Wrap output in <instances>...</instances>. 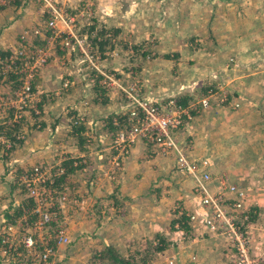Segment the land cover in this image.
Instances as JSON below:
<instances>
[{"label":"crops","instance_id":"0c3cea01","mask_svg":"<svg viewBox=\"0 0 264 264\" xmlns=\"http://www.w3.org/2000/svg\"><path fill=\"white\" fill-rule=\"evenodd\" d=\"M127 1H136L135 4H138L137 12L130 11L133 15L128 18V22L123 23L122 21L121 24V21L119 23L117 21L116 23L120 27L114 28L113 32H118L120 37L129 40V42L143 46H147L144 41L153 38L162 43L168 32L171 35H176L175 39H185L186 43L182 44V49L172 48L177 52L173 55L175 59L171 60L170 63L180 71L187 68L188 61L186 60L187 53L182 50L187 43L191 46L193 42L198 41L200 44L193 45L195 48L193 53L201 61L210 59L214 64L222 66L230 59L228 56L231 55L237 65L241 66V64L247 63L245 64L247 67H243L249 69L252 75L250 78L251 87L244 94L232 92L234 94L231 98L229 97L227 103H222L221 97L235 90L236 87L232 89L234 85H228L231 91L225 90L223 87L216 90L215 85L206 79L209 80L208 87L214 88L215 93L209 94L208 89H203L204 87H200L198 92L199 83H194L195 87L189 89L188 92H182L184 96H180V99L185 97L187 102L196 99V97L208 95L209 105L204 113L201 111V114L194 117L190 123L185 120V124L179 131V136L189 134L194 142L192 152L195 156L204 151L209 152L208 142L203 138L210 139L212 137L213 133L210 129H212V124L216 122V116L221 113L224 107L228 109L231 102L239 101L241 103L238 102L241 106L234 111L233 125L237 129L232 138L236 140L234 145L237 153L243 156L241 160L244 162L240 163L239 166L242 167L237 169L236 175L232 173L233 171H229L226 165L217 162L216 165L211 163L209 170L215 177L221 174L219 172L225 171L226 173L221 176H225L224 178L228 182L231 180L232 183L233 181L238 187H243V184L246 183L250 184L246 205L254 211L253 217L257 226L251 230L253 248L255 252L264 254V107H261L260 96V94L264 95V0H237L227 3L228 11L232 13L230 16L233 15L234 21L239 17L248 20L247 31H242L240 36L235 37V39H231L234 34L227 30L229 23H214L213 11L221 0H150L148 2L156 1L157 3L159 1V4L164 6V10H159L158 18L151 22L149 31L141 24H139L140 29L136 30L133 23L143 21L144 16L139 6L146 7L143 10H150V4L146 5L144 3L146 0ZM250 2H252L253 13L249 16L246 11L250 8ZM239 10L241 11L239 12ZM123 13L127 17V11ZM106 16H109V13ZM121 16L118 20L121 19ZM191 16L195 19L191 20ZM230 21L231 19H229ZM2 28L0 27V31H2L0 46L4 45L1 41L5 40L6 31L9 30L8 28L2 30ZM233 29L235 30V27ZM87 32H89V28L84 30V33ZM157 47L161 51L165 48L161 45ZM226 48L228 49L226 50ZM52 56L54 59H51L47 66L40 71L34 83V97L32 96V99H38L35 102L36 107H25L27 110L21 111L25 118L21 124L26 133L24 140L14 150L10 151L8 157L0 158V183L4 189H7L5 190L6 196L0 194V213L12 212L16 206H20L22 203L17 201L18 196L12 190L11 185L15 173L12 170L22 169L26 162L33 163L39 159L42 160L39 162L40 164L54 166L59 163L64 167L77 159V166L75 168L73 166L72 171H65L68 173L67 175L77 171L78 177L77 184L72 185L70 190L73 192V197H75V192L78 194L76 201L73 200L75 201L73 207L77 213L68 216L63 211L64 216L62 217L71 242L68 244L60 243L57 246V253L53 262L49 264H117L120 261L115 262L114 257L119 260V258L133 253L134 250L143 252L144 250L147 251V248L153 249V245L158 246L157 249H153V255H156L159 261L173 257L175 264H226L228 245L217 239L195 237V233L199 232L201 228L200 223L188 222L189 230H185L183 227L177 229L176 224H173L180 217L186 218V214L190 210L200 209L197 197L191 191L189 180L182 181L183 177L179 173L171 175L172 178L174 177V181L170 185L169 191L173 192L171 196L173 194L178 196L173 204L168 199L169 197L163 196L156 201V196L152 197L151 193L149 195V187L147 188L149 180L154 176L161 175L167 169L161 165V162L157 160L158 158L154 159L151 162L153 164L149 166L144 162L133 164V162H137L138 157L140 160L146 156L141 143L131 148V153L125 158L123 164L125 167H122L119 172L114 171L113 174H107L105 169L108 164L102 169L103 166L99 162L95 166L89 161L92 156L89 152V144L94 141L98 146L101 144L97 134L94 136V140L87 137L88 129H92L95 124L99 123V121L94 122L91 117L100 120L102 129L103 119L100 118L107 116L117 107L113 109V107H95L94 105L91 107L84 106V98L81 102L77 101V97L80 99L81 96H84L83 90H77V85L72 89V93L63 92V72L56 66L57 58L55 57H58V54L52 52ZM73 78L77 82V75H74ZM238 80L235 82L236 86L243 84V82L249 84L247 79ZM75 82L72 81V84ZM201 86H203L202 83ZM0 90H3L0 92L8 93V84L5 82L0 84ZM169 90L173 92L176 87L172 88L171 86ZM161 91L162 89L159 87L158 92ZM75 93H77L75 95L77 97L73 98ZM144 93L148 94L147 90ZM151 93L156 94L154 91ZM193 108L189 107L188 110H193ZM76 110L77 113H75ZM78 113L83 114L85 120L79 122L77 126L75 116ZM28 114L31 115L28 116ZM69 114L75 120L69 118ZM5 116H7L6 111L0 107V124H4ZM26 120H28L27 123ZM9 121L7 123H10ZM75 128H81L82 131H76ZM101 129L98 130L102 131ZM47 131L50 133L48 134ZM60 134L63 137H60ZM3 142H6L5 135L0 133V146ZM6 144L8 143L6 142ZM65 147L69 149L66 150ZM24 149L27 152L25 157L18 159L16 154L19 155V152ZM222 155L224 159H227V153L222 152ZM162 161L164 163L166 160L162 159ZM4 162L8 163H6L5 168L2 166ZM160 166L165 171L161 172ZM93 170L95 171L93 172ZM166 172H170V170L168 169ZM2 174H4L3 180ZM114 177L116 181L111 182L110 179ZM124 181L132 183L131 186L127 187L128 184H125ZM120 183L122 185H118ZM76 186L77 190H75ZM65 188L70 195V188ZM117 190L120 191L121 197L128 196L131 200L121 198L119 199L120 206L117 205L116 207L113 197ZM153 190L155 191V189ZM157 198L159 197L157 196ZM77 205L82 210H78ZM163 210H166L165 213H162ZM170 214L171 216H169ZM125 216L127 217L125 218ZM167 225H169L168 229ZM131 250L133 251L131 252ZM98 255L106 260L96 259ZM92 261H96V263H92Z\"/></svg>","mask_w":264,"mask_h":264},{"label":"rangeland","instance_id":"374dc122","mask_svg":"<svg viewBox=\"0 0 264 264\" xmlns=\"http://www.w3.org/2000/svg\"><path fill=\"white\" fill-rule=\"evenodd\" d=\"M13 1L14 0H0V27H3L2 30L4 28L9 29L8 31H6L5 40L1 41L4 43V45L0 46V52L8 51V54L4 58L1 57L0 59H6L9 56H15L17 55L18 52L24 53L25 55H31L32 52H36L41 49L44 57L46 58V61L44 65L41 67V69H39L37 73L38 75L40 71L47 66V64L51 61V59H54V57L52 56V52H55V54L56 53L58 54V57H55L57 58L56 66H58L59 69H62L63 72V77H64L62 80L63 92L70 94L72 93V89L77 85L76 87L77 90H83L84 96L83 97L81 96V98L79 99V97L75 96L77 95V93H75L73 95V98L77 97L78 102H81L84 98L83 101L84 106L91 107L92 105H94L95 107H113V109L117 107L113 112H110L107 116L100 118L103 119L102 129H101L100 120L97 118H93V116L91 117L92 120L94 122L99 121V123L95 124L92 129L90 128L88 129L89 131L87 135L88 139L94 140L95 139L94 136L97 134L98 140L101 141L99 142L101 143L99 146L98 144L95 143V141L92 143L93 145L90 142H88L90 143L89 152L91 153L90 155H92L89 161H91L93 165L95 164V166L98 165L99 162L100 165L103 166L102 169H104L107 162L106 161L100 162L97 159L96 151L94 150L97 149V151H101L104 154H107L108 159L109 156L114 154V150L109 148L113 140L112 137L115 133L114 125L111 123L110 119L117 118L121 113H125L126 112L125 109L127 107L124 102V99H122L121 97L122 93L119 90H116L117 88L111 89L101 83L102 77L98 76L94 72V70L90 66V62L86 60L85 55L81 50L82 48L80 49L78 44L75 42L74 40L75 37H77L78 40L83 39L82 42L83 49L87 50L88 54L92 57L94 62L99 67H101L105 72L112 73L117 79H119L122 82L123 85H126L125 84L126 81L129 83H135V85L140 88L141 96L153 102H160L159 104H162L168 98H173L178 102H180V96H184L182 92L185 91L188 92L189 89L195 87L194 83H199L200 85L199 87H197L198 92L200 90V87L201 88L204 87L208 89L209 94L215 93L214 88L208 87L209 80L215 85L216 90H220V87H223V89L231 91L229 87L230 85L231 86L234 85L232 86V89L236 87L235 90H232L231 92L227 93V95H225L224 97H221L222 103H227L229 101V97L231 98L234 93L237 92L238 94H244L248 91L249 87H251L250 78H252V75L250 74L249 69L244 68L247 67L245 65L247 63L241 64V66H239L234 62L233 59L234 57L231 55L228 56V58H230L229 60H227L228 63L226 61V63H224L222 66L218 64H214L210 59H205V61H201L198 58V56L195 53H193L195 50L193 45H198V43L200 44V41L193 42L191 46L188 43L186 44V47L182 51H185L187 53V59H186L188 60L186 64L187 68L181 69L180 71L179 69L176 68V66L170 63L171 60L175 59L174 58L175 56L173 55L177 52L175 49L172 48L178 47L182 49V44L186 43L185 39L183 38L175 39L176 35L174 34L171 35L168 32V34L164 36V40L162 43H159L158 40L153 38L148 41H144V44H147V46H143L140 44L139 45L135 44L131 41L129 42V40H125L122 37H120L118 32H113L114 28L116 29L120 27L118 24L119 21H121V24L122 21L123 23L129 21L128 18H130V16L133 15L130 12L131 10H133V13L137 12L138 4H135L136 1L129 2L127 0H52L53 4L56 7H58V9L63 10L64 14L77 15L75 26L72 28L71 33H67L66 35H60V36L55 35L47 24L50 14L47 12L46 3L43 0H19L20 4L18 5L13 3ZM148 1L150 0H146L144 3L146 5L150 4L149 5V7H151L150 10H143L146 7H143V5L139 6V9L143 13L144 18L143 21H136L133 23L136 30L140 29L139 24H141L142 27L146 28L149 31L151 27V22H154L158 18L157 14L159 13V10H164V6L162 4H159V1H157V3L156 1H151V2ZM229 1L234 2L237 0H221V2L218 3L217 8L213 11V16L215 18L214 23L216 24L221 22L227 24L229 23L227 26V30L230 31L232 34H234L231 39H235V37L240 36L242 31H247L246 28L248 25L247 23L248 20L239 17L236 21H234L233 15L230 16V14L232 13L228 11L227 8V3ZM249 6L250 8L246 11V13L247 15L250 16L253 13L252 2L249 3ZM124 11H127L126 14L127 17H125L123 13ZM240 11L241 10H239V12ZM107 13H109V16H106ZM120 15H122L121 19L118 20V18H120L119 17ZM193 19L195 18L191 16V20ZM229 19H231L230 22ZM117 21L118 23H116ZM91 25H95L96 27H100V28L102 27V29L104 30L109 29L108 33H106L108 40L103 43L101 49H99L97 46H94L92 43H90L91 41L88 40L93 36L94 31H92V33L90 34L84 33L85 28L86 27L89 28ZM63 27L64 26L61 25L60 29L62 30ZM220 27L222 26L220 25ZM233 27H235V30L233 29ZM48 31L50 32V34L48 33ZM143 33H147V32H143ZM1 34L2 31H0V37ZM84 36L86 38H84ZM66 41L69 42L67 45H65ZM158 45H161L165 48L162 49L161 51V49L157 47ZM5 46L7 47L6 49ZM227 49L228 48H226V50ZM165 54H169V57L168 58L164 57ZM221 54L223 56V53ZM9 71L12 70L9 69L8 71L0 72V84H4V82L7 83L9 89L8 93L0 92V107L4 108V110L6 111V115L8 117L10 116V112L12 110L13 116L9 119L10 123H7L8 121L7 120L3 122L4 124H0L1 127L0 131L2 130L4 132L7 131L8 125L9 128L15 127L16 130L13 131H16L18 137L24 140L26 133L24 129H22L23 127L21 124L24 122L25 118L21 114V111L27 110V108L25 109V107H34V106L36 107L35 102L38 99H31L30 101L24 104L17 102V97L15 93L19 89V85L16 86L15 83H12L10 81V79L7 76ZM74 75H77V82H75V79L73 78ZM238 79L239 80L247 79L249 81V84L248 82L244 83L242 81L243 84L236 86L235 82ZM35 80L34 83L36 82ZM65 81H69V83L71 82V84L72 81L75 83L72 85L69 84L68 86L65 87L64 86ZM34 83H33V87H34ZM201 83L203 84V86H201ZM171 86L172 88L176 87V90H174L173 92L169 90V87L171 88ZM159 87H161L162 89L161 92H158ZM100 89L104 90V92H102ZM145 90H147L148 94L144 93ZM152 91H154L157 95L152 94L151 93ZM32 92H33V88H32ZM32 96L34 97V94H32ZM260 96H261V107H264V95L260 94ZM204 97L208 98V104L206 106H203L200 102V100ZM31 102H33V104H30ZM235 102L237 101L231 102L230 104L231 106L229 105L230 108L228 107V109L224 107L221 113H219V115L216 116V122L215 124H212V129H210V131L213 133L212 137L210 139L203 138L205 141L208 142L209 152L204 151L200 153V155H196V157H205L215 165L217 163L221 165H226L229 171L231 172L233 171L232 173L236 175L238 173L237 169L238 168L241 169L242 167V166L239 167L241 165L240 163H243L244 161L241 160L243 159L242 154L237 153L236 146L234 145L236 143V140L232 138V135L236 133L235 131L237 129L233 125L234 111H236L238 107L241 106L239 105L238 107H234ZM239 104L241 103L239 102ZM208 105H209L208 95L199 96L196 97V99L194 98L189 100L187 102V105L185 106L187 108L189 107H194V108L193 110L191 109L189 111L192 118L187 121L190 123L194 119V117H197L201 114V111L202 113H204L205 109L208 108ZM231 107L235 109H232ZM75 113H77V110L75 111ZM18 114H20L21 116L19 118H15L16 115ZM30 115L31 114H28V116ZM82 115L83 114H79V113L76 114L77 117L83 118L84 121L85 116L83 117ZM7 116H5L4 119ZM69 118L71 119L73 118L71 117V114H69ZM72 120H75V118H73ZM121 121L125 122V119L121 118ZM27 122L28 120H26V123ZM78 123L79 122H77L76 124L77 126ZM73 128H70V130H73ZM98 129H101L102 131ZM180 130L181 128L176 132L178 139L182 141L183 144L187 146L188 149L193 154L192 152L194 148L193 140L191 139V137H189V134L187 136H182V137L179 136ZM183 130L185 129L183 128ZM47 132L48 134L50 133L49 131ZM60 137L63 136H61L60 134ZM139 143H141L140 145L143 146L146 156L143 159L140 158V160L138 157L136 159L137 162L135 161L133 162V164L144 162L145 164H147V166H149L153 164L151 162H153L154 159L158 158L157 160L161 162V165L166 167L167 170L168 169L170 170V172H166L167 170L165 171L163 167L160 166L159 170H161V172L163 171L165 172L161 173V175L159 176H154L151 180H149L147 186V188L149 187V191H148L149 195L151 193L152 197L156 196V201H158L160 198H163V196H165L166 198L169 197L168 199L171 200L173 204V201L176 200L178 196L177 194H173L171 196V193L173 192L169 191V189H171L170 185H172V182L174 181V177L172 178L171 175H173V173L176 174L179 173L180 175H182L184 179V180L182 179V181L188 180L187 177L174 166L172 158L170 157L164 158L162 156H157L153 152V149L148 142L139 141L137 145ZM1 148L2 146H0V149ZM4 148H7V146ZM65 149L67 150L69 148L65 147ZM130 151L128 152L127 155H123L120 159L116 161V166L119 167V168L117 167L118 169L108 165L106 166L105 173L113 174L114 171L119 172V170H121L122 167H125V165L123 164L125 163V158L131 153ZM2 152L6 153V151L2 150L0 151V154ZM222 152L228 154L227 159L226 158L224 159L222 157L223 156ZM26 153L27 152L24 149L22 152H19V155L16 154V156L18 159H21L25 157ZM162 159L166 161L163 163ZM40 161L42 160L41 159H39L38 161L35 160L33 163L26 162L23 169L28 171L31 167L40 164L39 163ZM6 163L7 162H4L2 164L3 168L6 167ZM71 163L65 165V171L68 172V168L70 167L73 170V166L74 168L75 166H77V159L73 160V162ZM53 171H56L55 168L53 169ZM94 171L95 170H93V172ZM67 172L64 173L65 176L62 177V179L53 187L54 190L53 199L49 196H46L45 185L38 186L40 190L43 191L41 197L47 199V201L50 200V202L53 203L56 209L55 211L56 220L54 221L55 223L45 225L43 231H39L33 228V222L35 221L36 217L30 219L28 214H22L20 216H17L14 215V210L12 212H7L6 213L8 215L7 217H5L6 216L5 213L2 214L0 213V236L4 238V234H3L4 230L2 228L4 223H6V225H10L11 227V229L9 230L8 237H5L3 242H0V264H44L43 263L44 261H40L36 255L38 251H40L41 248L43 247L42 243L47 242L50 245H52L51 241L53 240L55 242L57 241L54 237V233L56 227H58L61 223L63 224V219H62V217L64 216L63 211H65L68 216H73L74 213H77L75 207H73V203L76 201V198H78L77 197L78 194L77 192H75L74 194L75 197H73V192L70 191L72 189L71 186L77 184L78 181V177L76 173L77 171L74 174L70 173L69 175H67L68 174ZM219 173L221 174L216 175V177H221L225 179L224 178L225 176H221V175L226 172L224 171ZM59 176H55L56 179H60L58 178ZM135 178H136L135 180H137V177ZM110 181L111 182L116 181L115 177L110 179ZM124 183L128 184L127 187H130L132 184V183H128L127 181H124ZM232 183L234 182L232 181ZM0 184H1L0 194L6 196L5 190L7 189H4L2 183ZM12 185H13L12 190L14 191L15 195L18 196L17 201H23V199H25V197L28 196L26 192L24 191L23 193L20 190L22 189V187L21 185L18 184V182L17 184L12 183ZM118 185H122V183ZM243 185H244L243 188H247L249 190L250 184L246 183ZM65 187L70 188L69 189V191L71 192L70 195ZM153 189H155V191ZM75 190H77V186L75 187ZM61 192H65V193L67 192L66 195H68V198L65 201H60L58 198ZM157 196L159 198H157ZM121 198H124L123 200H131L128 196L121 197L120 191L117 190V193L113 197V201L114 204H116V207L117 205L120 206L121 203L119 202V199ZM77 209L82 210L79 209L78 205H77ZM165 211L163 210L162 213H165ZM9 215H11L12 217ZM169 216H171V214ZM126 217L127 216H125V218ZM129 219H126V221H129ZM174 223L181 225L179 221L173 222V224ZM168 227L169 225H167V229ZM29 235H32L38 242V245L35 247V252L27 251L26 250L27 248L25 249L22 244V238ZM68 237H69V233H68ZM8 242L10 243V247L17 248V250L15 249L10 253L8 252L5 253L4 246ZM70 242L71 241L69 237L67 244ZM59 244L60 243H58V245ZM58 245H56L55 249H57ZM132 251L133 250H131V252ZM17 252H19V254ZM253 252L255 253L254 249ZM56 253L57 251L55 250L54 255L50 257V260L47 264L53 262ZM153 254L154 251L153 249L150 248H147V251L144 250L143 252L134 250L133 253L127 254L124 257L119 258V261L123 263L126 261H131L134 258L136 259L140 258L142 264H146L147 261L149 260H153L155 263L161 262L159 261V258ZM96 259L101 261L106 260L100 255H98ZM92 263H96V261H92ZM101 264H106V263H101Z\"/></svg>","mask_w":264,"mask_h":264},{"label":"built area","instance_id":"2783aa9c","mask_svg":"<svg viewBox=\"0 0 264 264\" xmlns=\"http://www.w3.org/2000/svg\"><path fill=\"white\" fill-rule=\"evenodd\" d=\"M43 1L50 14L47 24L54 34L60 36L71 33L77 15L64 14L52 0ZM61 25L64 26L62 30ZM74 40L80 49L82 48L94 72L102 77L101 83L111 89L117 88L116 90L122 93L121 97L127 107L125 113H121L112 121L115 133L109 148L114 150V154L108 159L107 154L95 149L97 159L100 162L106 161L111 167L117 168L116 161L123 155H127L139 141L148 142L157 156L172 158L174 166L192 183L191 191L197 197L200 209L190 210L186 215L188 222L200 223L201 228L195 233V237L217 239L227 244L229 251L226 264H264V254L253 252L251 230L257 226L253 217L254 211L246 205L248 189L238 187L223 178H216L209 170L211 162L205 157L194 156L178 139L176 132L185 124V120L192 118L188 108L173 98H168L159 104L160 102H153L141 96L140 88L135 83L126 81V85H123L112 73H107L99 67L87 50L83 49V39L78 40L75 37ZM68 43L66 41L65 45ZM45 61L46 58L41 49L32 52L31 55L18 52L15 56L0 59V72L10 69L20 74L21 85L15 93L17 102L24 104L32 99L34 79ZM69 84V81L64 82L65 87ZM200 102L206 106L208 98L204 97ZM238 106V102H235L234 107ZM20 116L18 114L15 118ZM75 118L77 122L83 121V118ZM121 118H124L125 122H122ZM54 168L56 171H53ZM64 173L65 167L62 164L58 163L54 166L38 164L18 177L19 184L23 185L28 196L34 199V206L31 209V214L36 217L33 222L34 229L43 231L45 225L55 223L56 220V209L53 203L41 197L43 191L38 186L45 185L46 196L53 199L54 190L51 185L55 184V176H61ZM66 194L67 192H61L58 196L59 200L65 201L68 198ZM175 226L177 229L181 228V225ZM2 228L4 238L8 237L10 225L4 223ZM54 237L57 240L56 245L68 242V232L64 224L61 223L56 227ZM4 238L2 237L1 242ZM22 244L27 251L35 252L38 242L29 235L22 238ZM42 246L36 255L40 261L47 264L56 249L47 242L42 243ZM15 249L10 247L9 242L4 246L5 253ZM146 264H175V259L170 257L157 263L149 260Z\"/></svg>","mask_w":264,"mask_h":264},{"label":"trees","instance_id":"16d2710c","mask_svg":"<svg viewBox=\"0 0 264 264\" xmlns=\"http://www.w3.org/2000/svg\"><path fill=\"white\" fill-rule=\"evenodd\" d=\"M13 3H15L16 5H18V4H20V1L19 0H14L13 1ZM96 24V23H95ZM87 28V27H86ZM85 28V29H86ZM91 31H94V34H93V36L90 38V39H88V40H90L89 42L90 43H92L94 46H97L99 49H101L102 47V45H103V43L104 42H106L107 40H108V37L106 36V33H108V31H109V29H102V27L100 28V27H96L95 25H91L90 27H89V32H87L88 34H90V32ZM48 33L50 34V32L48 31ZM87 35V34H86ZM89 37V36H88ZM84 38H86L85 36H84ZM7 54H8V51L7 52H0V58L1 57H5V56H7ZM143 54V53H142ZM166 58H168V54H166V55H164ZM19 63V62H18ZM8 78L10 79V81L12 82V83H15L16 84V86H20L21 85V80H20V78H19V76H20V74H16V73H14L13 71H9V73H8ZM35 80V79H34ZM34 83V82H33ZM204 89H206V88H204ZM102 92H104V90H102V89H100ZM180 102L183 104V105H187V99L184 97L183 99H180ZM13 116V114H12V110H11V112H10V116L8 117H6L5 119H4V121H7V120H9V118H11ZM12 120V119H11ZM110 121H111V123H112V121H113V118H111L110 119ZM10 122V121H9ZM11 122H13V121H11ZM7 131H0V133H2V134H4L5 135V139H6V142L8 143V144H6V142H3V144H1V146H2V148L0 149L1 151L3 150V151H6V153H4V152H2L1 153V156H0V158H2V157H4V158H6V157H8V155L10 154V151H12V150H14V148L15 147H17V145L19 144V143H21L23 140H22V138H19L18 137V135L16 134V131H13V130H16V128L14 127H12V128H9V125L7 126ZM75 130L76 131H82V129L81 128H75ZM8 147V148H4V147ZM72 166V165H71ZM31 170V168L29 169V171ZM68 170L69 171H72V168L70 167V168H68ZM5 171H7V170H5ZM13 171V173H14V180H13V183L15 184H17V182H18V184H19V181H18V177L20 176V175H22V174H24L25 172H26V170H24L23 168L22 169H18V170H12ZM65 176V174H62L61 176H59L58 178H60V179H55V184H53V185H51L52 187H54V185H56L61 179H62V177H64ZM1 178H2V180H3V178H4V174H2L1 175ZM20 185V184H19ZM11 186H13V185H11ZM21 187H22V189H20L23 193H24V191L26 192V194L28 195V193H27V191H26V189L24 188V186L23 185H21ZM20 188V187H19ZM116 191V190H115ZM20 202H22L21 203V205L20 206H16V208L14 209V215H17V216H20V215H22V214H28V216L30 217V219H32V218H35V215L34 214H31V209H32V207L34 206V199H33V197H30V196H26L25 197V199H23V201H20ZM7 212H5V217H7L8 215L6 214ZM9 216H11V215H9ZM12 217V216H11ZM178 221L182 224L181 225V227H183V229H185V230H189V225H188V220H187V217L186 218H182V217H180V218H178ZM1 240H2V236H0V242H1ZM51 244L53 245V247L54 248H56V244H55V241L53 240V241H51ZM21 247V246H20ZM158 247V246H157ZM157 247L156 246H154L153 247V249H157ZM20 249V248H19ZM16 250H17V248H16ZM114 259L116 260V262H118L119 260H117V257H114ZM141 259L139 258V259H136V258H134L133 260H131V261H126V262H118V264H142V262L140 261Z\"/></svg>","mask_w":264,"mask_h":264}]
</instances>
